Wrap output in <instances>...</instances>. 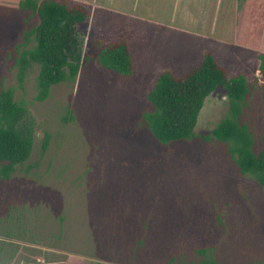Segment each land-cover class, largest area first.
I'll list each match as a JSON object with an SVG mask.
<instances>
[{
    "label": "rangeland",
    "instance_id": "rangeland-1",
    "mask_svg": "<svg viewBox=\"0 0 264 264\" xmlns=\"http://www.w3.org/2000/svg\"><path fill=\"white\" fill-rule=\"evenodd\" d=\"M21 1L0 0V88L27 106L35 140L0 179V264H190L201 250L218 264H264V190L211 135L229 110L224 89L206 98L190 140L162 144L141 119L164 70L181 76L211 51L229 76L247 77L243 120L258 152L264 0H66L90 11L78 26L89 61L44 101L36 66L18 86L38 24ZM97 39L127 40L133 76L98 65Z\"/></svg>",
    "mask_w": 264,
    "mask_h": 264
},
{
    "label": "trees",
    "instance_id": "trees-1",
    "mask_svg": "<svg viewBox=\"0 0 264 264\" xmlns=\"http://www.w3.org/2000/svg\"><path fill=\"white\" fill-rule=\"evenodd\" d=\"M20 8L36 14L38 24L26 36L32 45L27 48L23 44L18 55V86L23 87L29 70L36 66V99L44 101L53 86L74 82L89 61L83 54L78 26L88 19L90 11L82 3L70 5L66 0H22ZM93 44L101 68L121 76H133L134 63L126 39L108 43L97 39ZM259 73L264 79V54L260 55ZM217 88L224 89L229 110L211 135L226 144L227 154L235 161L241 175H251L264 190V123L263 144L256 152L253 133L243 120L250 84L244 72L229 76L211 51H206L203 60L181 76L172 70H164L159 75L149 91L151 108L143 112L142 122L162 144L190 140L195 136L206 98ZM261 92L264 106V84ZM14 93L10 87L2 85L0 88V179L3 181L28 160L35 140V119L27 106L15 99ZM200 252L201 258L190 264H218L210 251Z\"/></svg>",
    "mask_w": 264,
    "mask_h": 264
}]
</instances>
